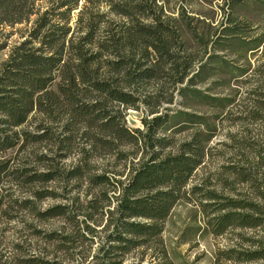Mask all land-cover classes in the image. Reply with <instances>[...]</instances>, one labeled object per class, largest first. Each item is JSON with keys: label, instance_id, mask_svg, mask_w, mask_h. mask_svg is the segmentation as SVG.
Instances as JSON below:
<instances>
[{"label": "trees", "instance_id": "1", "mask_svg": "<svg viewBox=\"0 0 264 264\" xmlns=\"http://www.w3.org/2000/svg\"><path fill=\"white\" fill-rule=\"evenodd\" d=\"M80 2L0 0V53L8 50L0 64V215L27 209L71 224L69 231L64 227L47 235L52 257L33 255L23 263L124 264L132 255L130 264L146 259L147 264H173L163 239L166 221L179 203L198 194L196 205L205 220L197 231L221 237L239 230V240L218 248L210 264H264V135L246 142L254 161L230 168L239 183L251 184L254 196L201 195V184L188 189L210 156L223 110L236 103L241 124L264 123V33L249 39L230 21L204 37L180 21L193 20L184 11L180 19L172 18L160 0H84L81 7ZM15 35L19 39L12 44ZM227 38L243 45L244 53H261L258 84L242 94L241 88L225 93L198 86L225 68L228 62L218 55L202 62L209 46L222 50L217 45ZM194 39L203 42L199 57L188 47ZM210 63L217 69L204 75ZM249 66L246 61L237 77L247 75ZM163 79L171 86L137 88ZM177 96L185 107L202 111L162 113L163 104H174ZM141 103L152 117L142 119L143 129H131L126 112ZM208 108L212 115L203 111ZM191 125L197 128L181 143L159 133ZM20 153H32L46 170L25 166ZM111 157L113 164H96ZM53 181L65 182V188L75 181L72 187L82 195L71 205L40 212L34 200L15 196L9 186ZM33 194L42 200L55 193L34 189ZM95 224H101L102 235Z\"/></svg>", "mask_w": 264, "mask_h": 264}, {"label": "rangeland", "instance_id": "2", "mask_svg": "<svg viewBox=\"0 0 264 264\" xmlns=\"http://www.w3.org/2000/svg\"><path fill=\"white\" fill-rule=\"evenodd\" d=\"M83 2L84 0H81L80 7ZM160 4L165 8V13L172 18L180 19L181 16L179 13L184 11L186 13L185 16L193 20L190 21L189 19L183 18L184 20L180 19V21H184L185 24L189 22L190 27L204 37L211 35L217 29L219 31L228 27L230 21H233L243 33V36L249 39H253L264 33V0H160ZM74 16L76 17V14ZM201 21L211 23L212 28L205 26L209 24L204 25ZM18 28H22V26ZM18 39L19 35L13 36L11 43L13 44ZM188 47H192L193 53H198L197 57H199L200 53L202 54L203 52L202 39L198 41L195 39L192 40ZM219 47H222V50H214V48L209 46L207 51L209 54L202 63L211 54L224 58L228 63L224 69L217 70V76L206 79L198 86L202 89L211 87L213 91H223L225 93H228L230 89L235 90L241 88V94L254 89L258 84L256 69L264 61V58L261 61V53H244L243 45L232 42L230 38L218 44L217 48ZM7 54L8 50L0 53V64L7 57ZM246 61L250 65L248 74L244 77H237L240 69L243 67L246 68ZM200 64L196 63L194 69L199 70ZM212 68L217 69V66H213L212 63L208 64L205 68L207 72L204 75H207L210 72L209 69ZM246 81L247 83H244ZM158 85L159 87H169L171 86V81L168 79H163L159 83L145 81L140 83L137 88L140 91L147 92ZM167 108L170 110H167ZM239 109L235 103L222 111L221 121L218 124V135L209 146L211 148L210 156L194 173L189 181L188 189H191L196 184H201L203 187L201 195H207L209 192H213L220 197H235L238 194L246 197L254 196V188L251 184L239 183V179L236 177L233 169L230 168L233 167L232 165L236 168L248 166V162L254 161L253 150L247 146L246 142L249 136L258 135L260 138L264 135V123L247 122L244 125L241 124V120H238V115L240 114ZM179 110L188 112L202 111L196 106L194 108L185 107L179 96H177L174 104L164 103L162 107V113L168 112L170 115L175 114ZM203 111H205L206 115H212V111L209 108ZM126 113V124L131 129H143L142 119L144 117L148 119L152 117L149 115V108L146 103H141L138 110L129 109ZM196 128L195 125H191L178 132L172 129L167 132L160 130L159 133L169 136L173 144H176L188 140ZM9 154L15 155L12 152ZM22 156L24 157L23 161H26L24 162L25 166L34 167L38 171L46 170L44 166L38 164L37 159L32 153H20V157ZM112 160V157L99 159L96 164H106L112 162ZM260 172L262 176L263 170ZM253 176L258 177L255 173H253ZM75 183V181H72L68 188H65V182L61 181H53L47 185L38 184L33 188L29 186L19 187L15 183H10L13 185L9 186H11L15 196L19 195L34 200V205L42 212L45 209L59 204L69 203L71 205V199L80 195V193L82 195V190H77L72 187ZM34 189L51 190L55 194L38 200L33 194ZM198 199H201V197L197 194L192 197V200L179 203L166 221V230L163 234V239L170 253L169 261L173 264H210L214 252L218 248H223L239 240L237 235L239 230L229 231L221 237H215L210 233H200L197 231V227H203L205 220L202 210L196 205ZM203 201L207 202L205 199ZM75 207L78 206L75 205ZM93 226L97 228L98 235H102L101 224H95ZM64 227L67 228V231L71 230V224L64 218L43 219L36 211L27 209L17 210L16 208V210L8 211V214L0 215V264H24L23 261L33 255L52 257L54 255V248L52 243L48 241L47 235L54 230H61ZM139 251L141 250L137 252ZM57 256L60 259H68V256L63 253H58ZM78 257L79 255H75V259H78ZM133 259L132 255L128 256L124 264H130ZM144 264H147V259L144 261Z\"/></svg>", "mask_w": 264, "mask_h": 264}]
</instances>
